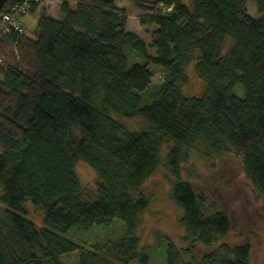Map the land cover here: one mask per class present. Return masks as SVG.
Masks as SVG:
<instances>
[{
  "label": "trees",
  "instance_id": "obj_1",
  "mask_svg": "<svg viewBox=\"0 0 264 264\" xmlns=\"http://www.w3.org/2000/svg\"><path fill=\"white\" fill-rule=\"evenodd\" d=\"M25 1L7 0L0 19ZM128 1L148 15L140 21L151 30L147 43L127 30L114 0L63 3L60 20L42 14L33 35L0 39V264H66L72 253L75 264H151L137 232L150 207L141 189L161 153L185 231V248L166 242L165 264H251L247 226L238 244H225L229 213L181 172L193 153L212 168L231 155L264 201V0H191V8ZM194 61L206 89L183 98L184 69ZM150 66L163 71L157 86ZM113 116L146 126L128 130ZM78 163L97 175L93 197L78 181ZM112 224L121 233L88 248L66 237Z\"/></svg>",
  "mask_w": 264,
  "mask_h": 264
},
{
  "label": "rangeland",
  "instance_id": "obj_2",
  "mask_svg": "<svg viewBox=\"0 0 264 264\" xmlns=\"http://www.w3.org/2000/svg\"><path fill=\"white\" fill-rule=\"evenodd\" d=\"M73 3L74 0H65ZM115 4L124 8L128 15L127 30L138 35L146 43L150 40V28L141 25V17L148 16L138 12L128 0H114ZM191 8V0H184ZM246 10L250 17L257 18L254 3L248 2ZM29 13V12H28ZM23 23L31 30L35 26L30 14L23 16ZM21 19V20H22ZM35 23V22H34ZM21 24V22H20ZM33 29V28H32ZM30 35L31 32L29 31ZM229 39L226 41L228 46ZM149 56L155 57L154 51H149ZM128 54V52H127ZM128 56V55H127ZM135 61H138L135 59ZM131 63H142L133 62ZM152 70V86H157L162 81L163 71L154 66ZM185 83L180 85V95L183 98H194L203 95L206 84L195 72V61L187 65L184 69ZM241 90H236V94L241 96ZM126 129L140 131L146 124L140 119L121 120ZM162 165L153 177L148 179L142 186L141 191L150 200V207L145 212L141 226L137 235L141 244L148 249L151 257V264H165L166 242H172L179 249L185 248L182 238L185 231L180 225L182 211L170 200V185L172 179L167 172L161 153ZM212 160L193 153L189 162L182 168L183 179L190 181L194 186L202 190L209 199L221 204L229 213L232 232L224 239L227 245L239 243L237 232L242 225L247 226L252 239L251 264H264V201L253 196L248 190L247 184L239 175L240 164L233 156H224L214 159L215 166L211 167ZM78 181L84 190V194L93 197L96 190L97 175L83 163H78L75 168ZM28 218L37 226H41V214L36 212L30 205L25 208ZM70 232L66 237L79 245L90 247L93 243H102L121 233L120 226L112 224L109 227H93L88 232H77L76 236ZM86 244H83V243ZM76 253H72L62 258L66 264H75ZM185 262H190V258ZM192 263V261L190 262Z\"/></svg>",
  "mask_w": 264,
  "mask_h": 264
},
{
  "label": "built area",
  "instance_id": "obj_3",
  "mask_svg": "<svg viewBox=\"0 0 264 264\" xmlns=\"http://www.w3.org/2000/svg\"><path fill=\"white\" fill-rule=\"evenodd\" d=\"M39 0H26L21 5H16L9 13L2 15L0 19V39L11 34H21V19L29 11L31 5H37Z\"/></svg>",
  "mask_w": 264,
  "mask_h": 264
},
{
  "label": "crops",
  "instance_id": "obj_4",
  "mask_svg": "<svg viewBox=\"0 0 264 264\" xmlns=\"http://www.w3.org/2000/svg\"><path fill=\"white\" fill-rule=\"evenodd\" d=\"M63 3H68L70 5V7H73L75 0L73 1V3H69L65 0H41L40 5L37 6L33 10V12L28 13L31 15V17L33 19V24H35V26L32 27L33 29L32 28H31V30L28 29L27 25H25L23 23V19L21 20V29H22L23 33L27 36H30V33H29V31H30L31 35H33L35 32L37 20L41 17L42 14H45L47 17H49L51 19L60 20L61 19L60 6ZM116 6L119 8H122L118 5H116Z\"/></svg>",
  "mask_w": 264,
  "mask_h": 264
},
{
  "label": "water",
  "instance_id": "obj_5",
  "mask_svg": "<svg viewBox=\"0 0 264 264\" xmlns=\"http://www.w3.org/2000/svg\"><path fill=\"white\" fill-rule=\"evenodd\" d=\"M7 2V0H0V13L2 11L3 6L5 5V3Z\"/></svg>",
  "mask_w": 264,
  "mask_h": 264
}]
</instances>
